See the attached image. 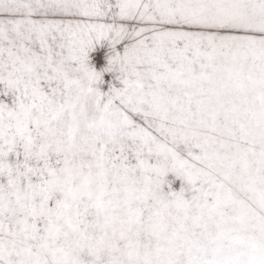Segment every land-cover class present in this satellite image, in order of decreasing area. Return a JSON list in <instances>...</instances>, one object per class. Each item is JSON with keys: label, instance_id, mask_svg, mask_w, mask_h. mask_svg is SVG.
<instances>
[{"label": "snow or ice", "instance_id": "snow-or-ice-1", "mask_svg": "<svg viewBox=\"0 0 264 264\" xmlns=\"http://www.w3.org/2000/svg\"><path fill=\"white\" fill-rule=\"evenodd\" d=\"M0 264H264V0H0Z\"/></svg>", "mask_w": 264, "mask_h": 264}]
</instances>
